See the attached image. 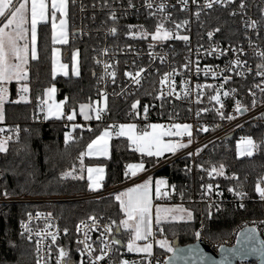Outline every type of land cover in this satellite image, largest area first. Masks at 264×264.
I'll use <instances>...</instances> for the list:
<instances>
[{
  "label": "trees",
  "instance_id": "16d2710c",
  "mask_svg": "<svg viewBox=\"0 0 264 264\" xmlns=\"http://www.w3.org/2000/svg\"><path fill=\"white\" fill-rule=\"evenodd\" d=\"M120 1L129 0H68L70 39L63 45V49L67 51L68 59L74 51L78 52V76L53 75L52 53L55 45L52 26L47 21L38 26L39 59L29 61L27 100H18V82L10 84L9 100L4 107V120L0 123V129L8 128L11 137L7 151L0 153V198L27 201L0 202V264H37L35 243L26 238L20 230L21 221L29 213L43 211L59 217L63 228L67 230L66 236L59 244H65L71 249L76 245L77 225L81 220L96 216L119 224L124 213L114 193L87 197L91 193L85 175L87 166H105L106 174L102 188L109 189L130 179L127 167L130 163L141 162L150 168L162 160L136 151L127 137L116 136L114 133L111 138L110 157L84 156L81 172L80 156L85 153L88 144L105 128L116 129L115 124L131 122L124 118L131 101L109 98L108 117L99 120L91 118L90 125L87 128H77L76 140L67 144L65 116L42 120L35 117L38 109L43 108L42 98L45 90L51 86L56 87L57 98L64 101L66 113L77 110L81 104L94 102L97 83L93 56L108 42L104 34L105 29L115 24L109 16V6ZM204 21L209 29H219V39L222 41L238 43L243 36L242 20L234 15L229 7L209 12ZM152 81L137 95L143 102H151L157 98ZM249 83L234 81L237 90L227 97L226 109L234 101L250 108L264 101V91L254 90ZM213 94L214 88H210L206 97L196 107L214 104V101L210 100ZM206 117L210 122L218 120L213 112ZM76 120L86 122L79 118ZM240 135L251 138L259 146L254 149L253 155L237 154V139ZM198 165H202L204 171H199ZM221 165L224 175H217L215 172L209 175L214 167L219 170ZM73 168L76 169L74 174L82 176V179L62 178L63 173ZM263 175L264 121L252 119L230 140L208 146L196 159L191 156L180 157L153 174V178H161L168 185L176 184L186 197L194 195V200L182 204L192 211V219L162 222L155 225V234L171 239L174 247H179L192 241V232L200 226L203 217L205 237L212 241L229 237L238 223L264 216V200H261L256 192V185ZM206 184L224 188L232 186L235 193L239 187L244 188L245 205L216 208L200 201L199 192ZM129 235L130 230L121 229V239L124 243Z\"/></svg>",
  "mask_w": 264,
  "mask_h": 264
},
{
  "label": "built area",
  "instance_id": "2783aa9c",
  "mask_svg": "<svg viewBox=\"0 0 264 264\" xmlns=\"http://www.w3.org/2000/svg\"><path fill=\"white\" fill-rule=\"evenodd\" d=\"M208 2L211 0H187V6H185L182 0H131L132 6L129 1H120L109 6V16L113 20L112 15L115 14L116 19L113 20L115 24L105 29L104 34L108 42L93 56L97 83L95 100L106 98V107L102 108L104 110L100 114V119L108 117V99L119 98L123 101H131V106L124 114V118L135 122L141 132L149 131V124L153 122L161 123L164 126L163 129L173 123L188 122L191 123L192 129V142L187 147L175 155L163 158L141 175L122 183L119 189L152 176L156 171L180 157L191 156L196 159L208 146L230 140L231 135L234 136L252 119L264 121V101H260L252 108L239 101H234L226 109L225 103L227 97L232 96L237 90L234 81L250 82V86L257 91L264 89V75L257 74L264 72V69L258 67L264 64V56L258 55V53H264V0H221V2H213L211 8L206 6ZM148 4L152 7L149 8ZM161 5L164 7L161 8ZM223 7H229L233 14L242 20L243 36L238 43L220 40L219 29L217 31L216 28L209 29L206 26L204 17L209 12ZM252 22H256L255 27L251 26ZM160 23H163L164 28L173 34L171 39L166 41L151 39V35L155 33ZM177 25L180 27L178 28ZM113 27L117 29L115 34L110 31ZM142 32L149 34L147 38H141ZM209 33L213 35L209 37ZM176 36H187L188 40L177 39ZM213 49L216 51L212 52ZM221 52L224 54L221 55ZM236 60L240 61L239 65L232 63ZM105 65L109 67L106 69ZM197 68L200 70L197 71ZM206 69H211V71L206 73ZM113 72L114 77L110 75ZM137 72H141L139 84L126 75V73H132L134 76ZM169 73L172 74L171 77L162 84L161 80ZM225 77H229L227 82H225ZM151 80L155 85L153 89L156 90L157 98L151 102H143L137 95ZM210 88H214L213 96L219 91L223 108L215 101L210 106L196 107L206 97ZM170 91L171 95H169ZM225 92L229 95L224 96ZM137 101L139 104L136 109H133L132 105ZM237 102L244 112L236 111ZM42 109L39 108L35 115L40 120L45 119ZM217 109L223 112L224 118H221ZM212 112L218 117L216 122H210L206 117ZM67 116L66 114V134H71L70 141H75V130L87 128L90 122L68 120ZM229 116L233 118L228 119ZM77 125L79 127H74ZM115 125L118 126V124ZM205 127L208 130L202 131L201 129ZM0 135L4 138L9 137V129L4 128ZM246 139L248 137L240 135L237 142H243ZM198 170L204 171V167L198 165ZM263 178L264 175L258 183L264 181ZM208 185L211 184H206L199 192L200 201L216 208L245 205V198L237 195V193H244V188L239 187L235 193L232 186L224 188L212 185V190L209 192ZM261 187H264V183H261ZM161 191L167 192L168 195L157 198L154 189L152 193L154 205L173 202L183 204L185 201L194 200V195L186 197L185 193L174 183L161 186ZM108 192L95 193L91 197H100ZM4 201L27 200L0 199V202ZM29 214H31V219ZM29 214L21 221L20 230L26 238L35 243L34 254L37 264L38 261L39 264H57L61 248L68 252V257L65 259L70 260L71 264H121L124 260L129 261V264L133 261L136 264H167L172 253L167 249H155L150 257L146 254L126 253L123 251L124 246L121 247L120 243H112V240H121L119 224L105 217L96 216H91L95 217V224L90 219L91 217L78 223L76 245L71 249L65 244H59V241L67 234L59 217L43 211ZM25 224L30 231L22 226ZM247 226L253 227L264 240L263 216L258 219L243 220L233 228L229 237L220 241H212L205 237L202 217L200 226L192 232V241L203 240L210 249L217 253L223 246L234 245L241 230ZM106 227H110L111 232H106ZM85 234H87V239ZM52 235L56 236L55 242L52 240ZM79 241H84L91 246V256L87 254L88 250L84 249V243H79ZM38 242L39 251L37 250ZM105 244L108 245L107 249L104 247ZM102 249L106 255L103 260L96 261L95 258L102 254ZM237 264L256 263L245 259L238 261Z\"/></svg>",
  "mask_w": 264,
  "mask_h": 264
},
{
  "label": "snow or ice",
  "instance_id": "6c2138e0",
  "mask_svg": "<svg viewBox=\"0 0 264 264\" xmlns=\"http://www.w3.org/2000/svg\"><path fill=\"white\" fill-rule=\"evenodd\" d=\"M182 2L187 6V0H182ZM213 2H221V0H211V2L207 3V7L211 8ZM130 6L131 0H129ZM67 4L68 0H51V19H52V29H53V43H60L66 44L68 43L67 39V32H66V24L67 21L65 17L67 16ZM149 8L152 7L151 4L147 5ZM161 8L164 5L160 6ZM243 7V5H241ZM48 12V5L46 0H30V8H29V0H0V122L4 119V103L8 95V88L6 85L15 80L17 82L25 81L28 79V65L29 59L31 60H38V50H37V26L38 23L44 21L46 18V14ZM59 12L61 19L59 21V34H57V23H56V13ZM30 14V19H29ZM112 19L115 20V14L113 13ZM256 22H252L253 27H255ZM179 28L180 25H177ZM110 31L115 34L117 29L115 27L111 28ZM218 31V29H217ZM149 34L147 32L141 33V38H147ZM213 34L209 33V37ZM173 34L164 28V24L160 23L154 34L151 35V39L153 41H166L171 39ZM177 39H183L185 41L188 40L187 36H176ZM151 47V45H150ZM216 50L213 49L212 52ZM212 54V53H209ZM221 55L224 53L221 52ZM258 55L264 56V53H258ZM57 56L58 50L53 49V75H56V65H57ZM73 60H76V55L73 56ZM233 64L239 65L240 61L236 60L232 62ZM61 70L67 69L68 65L61 64L59 66ZM109 66L105 65L107 69ZM187 67V66H186ZM258 67L264 69V64L259 65ZM200 69L197 68V71ZM74 74L79 75L78 68L74 66L73 68ZM143 71V69L141 70ZM206 73L211 71V69H206ZM64 75L68 73L64 71ZM258 75H264V72L257 73ZM113 77L115 73H110ZM126 75L132 77L135 83H140L141 72L135 73L133 76L132 73H126ZM171 73L166 74L164 79L161 80V83H165L171 77ZM213 75H217V73H213ZM229 77H225V82H227ZM211 87V85H208ZM29 91L27 85H24L21 88L22 93H27ZM56 89L50 88L47 90V96L50 100L55 93ZM264 91V89H261ZM171 91L169 95H171ZM187 95V91L185 92ZM229 93L225 92L224 96H228ZM21 99H24L22 96ZM106 99V98H105ZM210 100L215 101L218 104L220 102V95L219 91L217 94L210 97ZM43 104H47V101H42ZM139 102L137 101L132 105L133 109H136ZM255 105V101H253ZM106 107V105H105ZM221 108H223V104H221ZM62 105H49L48 112L45 115V119H48L49 116L55 115L56 118H60L63 115L61 111ZM81 114L84 116L85 120L91 119L92 116L89 115V111H95V119L99 120L101 118V112L104 110L102 108L96 107L93 108L91 105H80ZM147 112V108L144 109ZM43 111V109H42ZM237 112H241V106L239 102H237L236 107ZM218 114L221 118H224L223 112L220 109H217ZM75 113L70 114L67 116L68 120H73ZM228 119H232L233 117L229 116ZM74 127H79L74 126ZM151 131H143L142 133L136 132V125L135 124H128V125H119V130L115 132L116 136H126L129 141L133 145H135V150L146 154L149 157H160L165 152H172L175 153L178 148L187 147L186 144L183 143H173V142H165L163 139L165 136H174V135H182L181 132L172 131V130H163L164 126L162 125H149ZM175 129H183V133H187L189 137H191V125H175ZM202 131H207L208 129L202 128ZM4 131V129H0V132ZM113 136V131H109L105 129L101 135H99L96 139H94L91 143L87 146V152L81 153L80 156V164H81V172L83 171V157L85 155H92L93 153H97L100 155H107L108 149V141ZM72 139L71 134H66L65 136V143L67 144ZM11 140V137L7 138H0V153H4L7 151V144L8 141ZM191 143V140H189ZM247 144L249 147L245 150L244 154L251 156L253 155V149L258 148L259 146L256 145L251 138H248ZM199 151V150H198ZM191 155V154H190ZM129 169L133 171L131 174L133 176L136 175L137 171L144 170V164L140 163L137 165H128ZM103 168H91L87 169L88 172V180H89V188L90 190H97L99 188V182L97 180H93L92 173H103ZM76 169L73 168L71 171L65 172L62 174V178L71 177L72 179H82V176H77L74 173ZM215 172L217 175H224L223 165L220 166L219 170L215 167L209 172V175ZM102 179V177H100ZM165 181L158 180L156 181V196L157 198H161L163 196H167V192L161 191V186L165 185ZM261 183H264L262 181ZM261 183H257L256 185V192L259 194L260 198L264 200V187H261ZM151 181H146L143 184L137 185L134 188H130L127 192H122L118 194L115 198L119 201L121 210L125 213L126 219L121 221V224L125 229L130 230L132 233V238L127 245L128 252H136V253H143L146 256L150 257L153 254V244L152 243H145L143 246L137 245L136 241H147L149 237L153 235V217H152V196H151V189H150ZM208 191L211 192L212 185L207 186ZM229 191H233V189H229ZM7 195V193H5ZM241 197L244 196V193H237ZM126 197V199H123ZM39 215V214H38ZM50 215V214H49ZM31 219V214H29ZM171 218L172 220H184L192 219V213L187 209L177 206L175 208H161L156 206L155 208V223L160 224L162 220H168ZM90 219L93 220V224H95L96 220L95 217H91ZM25 230L30 231L28 226L22 225ZM79 230V229H78ZM67 231V230H65ZM106 232H111L110 227L105 228ZM51 235V234H50ZM87 239V234H85ZM252 239V237H249ZM52 240L55 242L56 236L52 235ZM79 243H84V249L88 250L87 254L89 256L92 255L91 246L84 241H79ZM112 243H119L117 240H112ZM161 248H167L168 251H173V249L168 245L166 240H161L158 242ZM105 249L108 248V245L105 244ZM37 250L39 251V242L37 245ZM102 254L97 256L95 259L96 261L103 260L104 255L106 253L102 249ZM255 251V249H252ZM68 257V252L65 249H59V257L57 259V264H71V261L65 259ZM39 264V261H38ZM121 264H129V261L124 260ZM132 264H136L135 261Z\"/></svg>",
  "mask_w": 264,
  "mask_h": 264
},
{
  "label": "water",
  "instance_id": "95a60500",
  "mask_svg": "<svg viewBox=\"0 0 264 264\" xmlns=\"http://www.w3.org/2000/svg\"><path fill=\"white\" fill-rule=\"evenodd\" d=\"M232 137L231 135L230 138ZM119 243L123 247V241L119 240ZM245 259L253 260L256 264H264V240L251 226L241 230L234 245L223 246L217 253L199 239L176 246L167 264H237L238 261Z\"/></svg>",
  "mask_w": 264,
  "mask_h": 264
},
{
  "label": "rangeland",
  "instance_id": "374dc122",
  "mask_svg": "<svg viewBox=\"0 0 264 264\" xmlns=\"http://www.w3.org/2000/svg\"><path fill=\"white\" fill-rule=\"evenodd\" d=\"M74 55H76V60H73V56ZM72 60H73V66H75L76 68H78L79 66H78V55H77V52L75 51V52H73V55H72ZM7 88H8V86H6ZM9 90V89H8ZM48 90V89H47ZM9 92L10 91H8V95H7V98H6V100H5V102L8 100V97H9ZM23 97H24V99H21V101H24V100H27V98H28V93H24L23 94ZM4 105H5V103H4ZM83 105H91L93 108H96V107H99V108H104L105 107V105H106V99L105 98H102L101 100H98V99H96L95 101H94V103H84ZM74 113V111H71V113L70 114H73ZM80 113H81V109H80ZM70 114H68V115H70ZM89 115H93L94 117H95V115H96V113H95V111H89V113H88ZM82 115V114H81ZM83 116V115H82ZM84 117V116H83ZM128 124H135L136 125V132L139 134V133H142L141 131H140V129H139V127H138V125L135 123V122H126V123H122V124H119V125H128ZM153 124H156V125H161V123H158V122H153V123H151V124H149V125H153ZM177 124H179V125H191V123H188V122H182V123H173V124H171L170 126H167V128L166 129H163V130H165V131H167V130H172V131H178V132H181L182 133V135H174V136H165L163 139L165 140V142H173V143H183V144H186L187 146L190 144L189 143V140H191V142H192V136L191 137H189L188 135H187V133H183V129H175V125H177ZM119 125L117 126V128L116 129H114L113 127H109V128H105V129H108L109 131H113V134L116 132V131H118L119 130ZM149 128V132L151 131V128L150 127H148ZM104 129V130H105ZM103 130V131H104ZM102 131V132H103ZM190 131H191V135H192V129H190ZM101 132V133H102ZM101 133L99 134V135H101ZM98 135V136H99ZM97 136V137H98ZM0 138H4L3 136H1L0 135ZM247 140L248 139H246V141H243V142H238L237 143V154L239 155V156H245V154H244V152H245V150L249 147V145L247 144ZM179 149H181V148H178L177 149V151L175 152V153H172V152H165L163 155H161L160 157H158V158H164L166 155H170V156H172V155H175L177 152H178V150ZM253 151H254V149H253ZM137 164H140L139 162H132V163H130L129 165H137ZM144 170H145V168H144ZM144 170H142V171H137L136 172V174H139V173H141V172H143ZM128 171H130V169L128 168ZM132 176L133 175H130V178H132ZM153 176V175H152ZM152 176H150V177H148V178H145V179H143V180H140V181H138V182H136L135 184H133V185H129V186H126V187H124V188H122V189H120L119 190V187L121 186V184L120 185H117V186H114V187H111V188H109V189H105L106 190V192H108V191H110V192H108V194H112V193H114L115 194V196H117L118 194H120V193H122V192H127V190L128 189H130V188H134V187H136L137 185H140V184H143V183H145L146 181H151V184H150V189H151V196H152V190H153V186L155 185V187H156V181H158V180H163V179H161V178H153ZM164 181V180H163ZM165 185H166V183H165ZM165 185H162V186H165ZM108 194H105V195H108ZM103 196V195H102ZM0 199H2V198H0ZM6 200H9V199H12V198H5ZM123 199H126V197H124ZM29 200H37V199H29ZM5 202V201H4ZM7 202V201H6ZM9 202V201H8ZM152 203H153V198H152ZM156 206H159V207H161V208H175V207H177V206H180V207H183V208H185V209H187L188 211H190L191 213H192V211L191 210H189L187 207H185V206H183L182 204H166V203H158V205H154L153 204V209H152V217H153V235L151 236V237H149L148 238V240L147 241H136V243H137V245H139V246H143V244H145V243H152L153 244V250H155V249H167V248H161L160 246H159V241H161V240H166L167 242H168V245L173 249L174 247H173V244H172V242H171V239H168L167 237H164V236H161V235H156L155 234V232H154V230H155V225H159V224H156L155 223V208H156ZM121 207V206H120ZM124 213V212H123ZM192 216H193V214H192ZM127 217H126V215H125V213H124V217H123V219L122 220H125ZM121 220V221H122ZM188 219H184V220H172L171 218H169L168 220H162L161 221V223L162 222H166V221H187ZM121 221L119 222V227H121L120 229H122V230H128V229H125L124 227H123V225L121 224ZM129 238H127V240L125 241V243L123 242V251L124 252H126V253H134V254H143V253H136V252H128V250H127V245H128V243H129V241L131 240V238H132V233L130 232V235L128 236ZM122 240V239H121ZM168 250V249H167Z\"/></svg>",
  "mask_w": 264,
  "mask_h": 264
},
{
  "label": "crops",
  "instance_id": "0c3cea01",
  "mask_svg": "<svg viewBox=\"0 0 264 264\" xmlns=\"http://www.w3.org/2000/svg\"><path fill=\"white\" fill-rule=\"evenodd\" d=\"M46 3H47V5H48V12H47V14H46V18H45V20L44 21H41L40 23H42V22H47V21H49L50 23H51V26H52V19H51V13H52V9H51V0H46ZM68 4H67V16L65 17V19H66V21H67V24H66V32H67V39H68V42H69V39H70V25H69V19H68ZM29 8H30V0H29ZM56 17H57V19H56V23H57V34H59V21H60V19H61V16H60V13L59 12H57L56 13ZM29 19H30V14H29ZM40 23H38V26H39V24ZM0 26H2V24H0ZM38 26H37V50H38ZM53 30V29H52ZM67 44V43H66ZM66 44H60V43H54V48L53 49H56V50H58V56H57V65H56V75L55 76H58V75H63V76H69L70 74H72V75H75V76H78V75H76V74H74V71H73V68H74V66H73V60H72V55H73V53H72V55H71V57H70V59H68L69 58V56H68V54H67V51H65L64 49H63V45H66ZM75 52V51H74ZM77 52V51H76ZM77 55H78V66H79V54H78V52H77ZM31 59H29V61H30ZM61 64H65V65H68V67H67V69H64V70H61V68L59 67ZM52 65H53V53H52ZM64 71H66L68 74L67 75H64L63 73H64ZM78 71H79V73H80V68L78 67ZM12 82H17V81H15V80H13V81H11V82H9L6 86H8V89H9V91H10V84L12 83ZM27 80H25V81H20V82H18L19 84H20V89H19V97H18V100H20L21 101V97L23 96V94L24 93H22L21 92V88L24 86V85H27ZM28 87V86H27ZM55 88L56 89V87L55 86H51V87H49L48 89H50V88ZM10 93V92H9ZM28 93V92H27ZM8 100H9V97H8ZM7 100V101H8ZM7 101L5 102V104L7 103ZM24 101H26V100H24ZM42 101H47V104H43L42 103V106H43V110H44V115H46L47 114V112H48V106L49 105H56V104H59V105H62V109H61V111L63 112V115L61 116V117H63V116H66V114L68 115V114H70L71 112H69V113H66L65 111H64V101L63 100H59L58 98H57V90L55 91V93L53 94V96H52V98L49 100L48 99V96H47V89L45 90V92H44V95H43V98H42ZM81 105H83V104H81ZM4 107H5V105H4ZM74 113H75V116H74V119H76V118H79L81 121H89L90 119H88V120H85V118L81 115V113H80V106L78 107V109L77 110H74ZM92 116V118H94V116L93 115H91ZM56 116L55 115H51V116H49V118H55ZM73 119V120H74ZM4 120V119H3ZM3 122V121H2ZM2 122H0V123H2ZM126 137V136H125ZM97 138V137H96ZM96 138H94V139H96ZM112 138V137H111ZM93 139V140H94ZM92 140V141H93ZM91 141V142H92ZM90 142V143H91ZM130 143H131V141H130ZM132 144V143H131ZM132 146H133V148L135 149V145H133L132 144ZM110 147H111V139H109V141H108V149H107V155H100V154H97V153H93L92 155H85L86 157H88V158H108V157H110ZM185 148V147H184ZM183 148H181V149H179L178 150V152H180L181 150H182ZM87 152V148H86V151H85V153ZM177 152V153H178ZM176 153V154H177ZM167 156H170V155H167ZM158 158V157H157ZM161 159H163V158H161ZM139 163H141V162H139ZM144 164V163H143ZM89 167H91V168H103L104 169V171H103V173H96V172H93L92 173V176H93V180H97L98 182H99V188L97 189V190H91V193L89 194V195H87V197H91L92 195H94L95 193H100V192H104V191H106L105 189H103L102 188V186H103V181H104V178H105V174H106V169H105V166L104 165H90V166H87L86 167V171H85V175H86V177H87V179H88V172H87V169L89 168ZM144 168H145V170L143 171V172H141V173H139V174H136L135 176H132V178H130V180L131 179H133V178H135V177H137V176H139V175H141L142 173H144L145 171H147V167H146V165L144 164ZM133 170L132 169H130V171H129V174L130 175H132L131 174V172H132ZM100 177H102V179L100 178ZM148 178V177H147ZM89 181V180H88ZM90 183V182H89ZM156 187H155V185L153 186V190H152V193H153V191H154V189H155ZM120 190V189H119ZM121 228V227H120Z\"/></svg>",
  "mask_w": 264,
  "mask_h": 264
}]
</instances>
